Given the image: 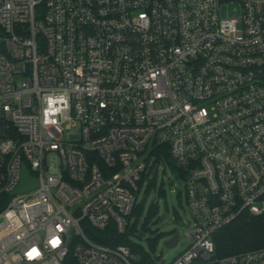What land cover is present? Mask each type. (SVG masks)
Instances as JSON below:
<instances>
[{
	"label": "built area",
	"instance_id": "1",
	"mask_svg": "<svg viewBox=\"0 0 264 264\" xmlns=\"http://www.w3.org/2000/svg\"><path fill=\"white\" fill-rule=\"evenodd\" d=\"M156 147L190 226L168 264L264 217V0H0V264H134L82 224L129 231L148 164L168 167ZM23 167L37 187L12 194Z\"/></svg>",
	"mask_w": 264,
	"mask_h": 264
},
{
	"label": "trees",
	"instance_id": "2",
	"mask_svg": "<svg viewBox=\"0 0 264 264\" xmlns=\"http://www.w3.org/2000/svg\"><path fill=\"white\" fill-rule=\"evenodd\" d=\"M160 152H163V156L161 157L163 162L172 170V172L176 173V171H178L177 166L169 154L167 147H156L154 149V153L157 155L156 161H159L160 159ZM155 176L156 175H154L153 179L149 181L145 193H147L149 188L154 187ZM141 183L142 179L140 180L139 185H141ZM159 192L163 193L162 187H160ZM142 208L143 205L141 203L136 206L133 223L129 231L124 234L117 233L113 226H109L104 230H98L83 222L84 233L93 241L100 244L109 246L121 244L128 246L132 253L136 255L134 264H157L155 259L151 256V253L155 251L156 235L152 238H146L149 247L148 250H145L139 244L130 239V237L140 238L141 234H146L149 231L147 227V217L141 224H139ZM150 212L153 213L152 209ZM213 242L215 249L214 255L211 259L208 261L197 260L193 264H217V259L264 247V217H255L244 213L231 223L216 230L213 234ZM61 264H76L72 250L68 252Z\"/></svg>",
	"mask_w": 264,
	"mask_h": 264
},
{
	"label": "rangeland",
	"instance_id": "3",
	"mask_svg": "<svg viewBox=\"0 0 264 264\" xmlns=\"http://www.w3.org/2000/svg\"><path fill=\"white\" fill-rule=\"evenodd\" d=\"M230 10L236 12L232 9ZM148 152L149 150H147ZM152 162L153 158H151ZM153 174H156L155 185L145 193L149 181L153 179ZM139 186L138 203L143 196H146V201L142 204L143 208L139 224L147 217L149 231L144 237H130V239L145 250H148L146 238H152L156 235L155 251L153 254L151 253V256L159 257L162 264H168L186 247L185 232L190 229L187 224L179 225L177 219L178 215L188 213L183 195L180 194L183 190L182 182L168 167L162 169V167L157 168L155 164H148V168L142 174V183ZM160 187H162L163 193L159 192ZM151 209L153 213L150 212ZM173 231L178 233L179 241L176 247L168 248L165 245V241L167 235H170Z\"/></svg>",
	"mask_w": 264,
	"mask_h": 264
},
{
	"label": "water",
	"instance_id": "4",
	"mask_svg": "<svg viewBox=\"0 0 264 264\" xmlns=\"http://www.w3.org/2000/svg\"><path fill=\"white\" fill-rule=\"evenodd\" d=\"M36 187H37V180L30 177L28 172L26 171L25 167H23L20 183H19L18 187L12 192V194L24 193V192L30 191ZM145 201H146L145 196L140 199L141 204H144ZM140 236L143 237L144 235L141 234ZM177 238H178V233L175 232L173 237H171L170 239H168L166 241V243H165L166 247H168V248L174 247L176 245Z\"/></svg>",
	"mask_w": 264,
	"mask_h": 264
}]
</instances>
